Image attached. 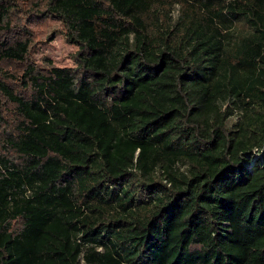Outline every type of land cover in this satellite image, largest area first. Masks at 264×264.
I'll return each instance as SVG.
<instances>
[{
    "label": "trees",
    "instance_id": "16d2710c",
    "mask_svg": "<svg viewBox=\"0 0 264 264\" xmlns=\"http://www.w3.org/2000/svg\"><path fill=\"white\" fill-rule=\"evenodd\" d=\"M0 264H264V0H0Z\"/></svg>",
    "mask_w": 264,
    "mask_h": 264
},
{
    "label": "rangeland",
    "instance_id": "374dc122",
    "mask_svg": "<svg viewBox=\"0 0 264 264\" xmlns=\"http://www.w3.org/2000/svg\"><path fill=\"white\" fill-rule=\"evenodd\" d=\"M178 15L179 11L176 10L174 16L177 17ZM27 25L34 32L35 46L32 50V56L34 62L40 68L51 69L52 67L76 66L75 54L79 50V46L67 40L65 28L60 21L49 20L41 22L32 20L27 22ZM261 155L262 152L258 151L255 157Z\"/></svg>",
    "mask_w": 264,
    "mask_h": 264
}]
</instances>
